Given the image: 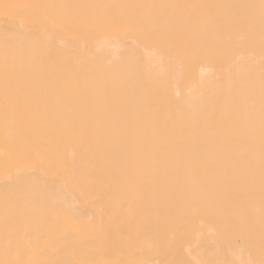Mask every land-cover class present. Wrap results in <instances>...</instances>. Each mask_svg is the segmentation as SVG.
<instances>
[{"label":"bare ground","instance_id":"bare-ground-1","mask_svg":"<svg viewBox=\"0 0 264 264\" xmlns=\"http://www.w3.org/2000/svg\"><path fill=\"white\" fill-rule=\"evenodd\" d=\"M0 264H264V0H0Z\"/></svg>","mask_w":264,"mask_h":264}]
</instances>
